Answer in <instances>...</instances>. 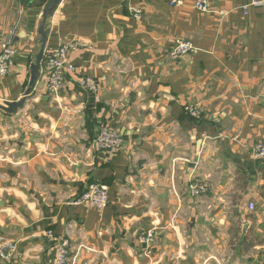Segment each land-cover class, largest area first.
I'll return each instance as SVG.
<instances>
[{"label":"crops","instance_id":"obj_1","mask_svg":"<svg viewBox=\"0 0 264 264\" xmlns=\"http://www.w3.org/2000/svg\"><path fill=\"white\" fill-rule=\"evenodd\" d=\"M48 1L0 0V51L16 50L0 80V236L18 245L0 264H56L48 231L70 239L69 264H264V161L252 155L264 143V0H211L209 13L195 0H62L45 52L79 40L77 74L50 96L41 72L26 96ZM177 40L198 53L172 59ZM103 125L118 152L95 143ZM92 183L109 189L103 210L75 203Z\"/></svg>","mask_w":264,"mask_h":264},{"label":"built area","instance_id":"obj_2","mask_svg":"<svg viewBox=\"0 0 264 264\" xmlns=\"http://www.w3.org/2000/svg\"><path fill=\"white\" fill-rule=\"evenodd\" d=\"M210 3L211 0H195L194 9L200 13H209L211 11ZM176 4L179 5L181 3L177 2ZM134 12V16L137 19H140L141 10L136 9ZM244 14H248V7L244 8ZM84 47L85 45H83L79 40L71 39L64 41L56 49L45 52L42 63V74L46 79L48 95L51 96L58 94L64 86L67 76L77 74V68L70 62V56ZM197 53L198 50L192 43L184 40H177L170 53V57L177 60ZM15 57L16 50L11 45L5 44L0 51V80L5 79L10 75L11 70L14 67ZM79 87L89 95L93 96L97 101L99 100L100 89L99 84L95 79L90 77H81L79 80ZM185 111L193 118H198L200 116V111L195 107L188 106L185 108ZM95 143L113 153L118 152L123 146V140L119 134L105 125L101 127ZM252 155L255 159L264 161V143L259 142L255 144L252 149ZM190 190L194 195H201L208 191V186L205 184H193ZM108 192L109 189L107 186L92 183L75 201V203L77 205H85L103 210L109 204ZM255 209V203H250L249 210L255 211ZM46 237L57 248L56 264H69L71 251L70 239L68 237H57L52 231H48L46 233ZM154 238V231H148L147 233L141 235L140 244L145 246L147 250H151ZM17 251L18 245L16 242L4 239L0 236V261L9 262L13 260Z\"/></svg>","mask_w":264,"mask_h":264},{"label":"water","instance_id":"obj_3","mask_svg":"<svg viewBox=\"0 0 264 264\" xmlns=\"http://www.w3.org/2000/svg\"><path fill=\"white\" fill-rule=\"evenodd\" d=\"M61 2L62 0H49L45 7L43 24L40 29V35L42 38L41 49L38 55L36 56L35 63L31 67V79H30L29 89L26 93V96H29L34 92L38 84V81L40 80L41 72H42V63L44 60L46 44L48 41V31L45 30L46 24H47L48 19L54 15L55 11L58 9ZM6 106H7L6 108H2V109L7 112H13L15 108L17 109L21 107L22 103H13V104L7 103Z\"/></svg>","mask_w":264,"mask_h":264},{"label":"rangeland","instance_id":"obj_4","mask_svg":"<svg viewBox=\"0 0 264 264\" xmlns=\"http://www.w3.org/2000/svg\"><path fill=\"white\" fill-rule=\"evenodd\" d=\"M61 238V237H60ZM70 253H71V251H70Z\"/></svg>","mask_w":264,"mask_h":264}]
</instances>
